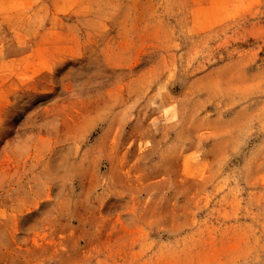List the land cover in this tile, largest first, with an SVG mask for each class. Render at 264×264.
<instances>
[{
	"label": "rangeland",
	"instance_id": "1",
	"mask_svg": "<svg viewBox=\"0 0 264 264\" xmlns=\"http://www.w3.org/2000/svg\"><path fill=\"white\" fill-rule=\"evenodd\" d=\"M0 264H264V0H0Z\"/></svg>",
	"mask_w": 264,
	"mask_h": 264
}]
</instances>
